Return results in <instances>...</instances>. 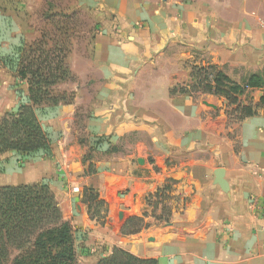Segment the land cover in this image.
Returning a JSON list of instances; mask_svg holds the SVG:
<instances>
[{
  "label": "crops",
  "instance_id": "0c3cea01",
  "mask_svg": "<svg viewBox=\"0 0 264 264\" xmlns=\"http://www.w3.org/2000/svg\"><path fill=\"white\" fill-rule=\"evenodd\" d=\"M49 6L82 14L94 30L88 57L70 62L76 81L56 86L74 93L72 105L39 118L74 235L96 242V259L116 246L158 264H264V110L238 122L218 97L171 92L188 90L193 66L262 71L264 0H0L2 52L38 38L33 20ZM90 148L95 173L85 175ZM217 168L226 192L214 184ZM168 180L185 204L167 223L148 216L146 228L122 234ZM84 188L105 201L104 226L89 219Z\"/></svg>",
  "mask_w": 264,
  "mask_h": 264
},
{
  "label": "trees",
  "instance_id": "16d2710c",
  "mask_svg": "<svg viewBox=\"0 0 264 264\" xmlns=\"http://www.w3.org/2000/svg\"><path fill=\"white\" fill-rule=\"evenodd\" d=\"M55 17L71 18L64 15ZM60 35L67 34L63 32ZM62 42V38L56 41L52 34L42 32L34 42L22 44L14 48L9 56L0 57V64L13 72L26 87L25 103L16 112L4 114L0 119V156L12 152L25 156L51 153L50 136L37 112L39 108L54 107L65 100L64 94L55 92L59 83L70 79L66 64L67 49ZM187 87L189 90L176 87L171 92L200 91L201 95L223 98L226 106L232 107L226 114L238 122L264 110V71L250 74L239 84L231 81L217 66H193ZM256 89L262 91L257 103H243L240 100L241 96ZM113 151L108 149L107 153ZM91 159L90 154L83 156L82 161L87 164L85 175L95 173ZM81 202L86 205L90 220L98 216L101 226L107 223V205L92 188L82 190ZM180 202L182 206L185 204L184 199L172 195V182L168 180L146 198L150 212L129 218L121 233L136 234L146 228L143 220L148 216L159 223H167L173 210L181 206ZM11 251L16 254L8 260ZM0 264H79L74 231L71 224L62 218L48 185L35 183L0 187ZM96 264L158 263L156 259L139 258L114 246Z\"/></svg>",
  "mask_w": 264,
  "mask_h": 264
},
{
  "label": "rangeland",
  "instance_id": "374dc122",
  "mask_svg": "<svg viewBox=\"0 0 264 264\" xmlns=\"http://www.w3.org/2000/svg\"><path fill=\"white\" fill-rule=\"evenodd\" d=\"M39 18L33 20L32 25L39 32L38 38L32 40L31 42L26 41L25 39L20 40V42L14 46H12L7 53L2 52V41H7V35L0 34V57L9 56L13 49L21 46L22 44H29L34 42L35 40L40 38V34L49 33L52 34L53 40H58L62 38L63 42L67 49L66 55V64L70 71V62L72 65L73 58L76 56H81V59L84 57H88V52L85 51L88 46L92 42L93 37V29L90 28V24L88 20L79 13H63V12H54L53 8L49 6L47 11L41 10L39 13ZM55 15H64L71 17L70 19H60L55 17ZM8 25L9 22L5 21ZM65 32L67 35H60V33ZM57 38V39H56ZM51 45V43H48ZM75 46L77 49L74 50ZM84 48V49H83ZM91 51V50H90ZM89 51V52H90ZM85 53V54H84ZM220 69V68H219ZM221 70V69H220ZM231 81L235 83H242L250 74L244 70L243 68L232 69V68H224L221 70ZM264 71V69L262 70ZM262 71L256 72L261 73ZM76 81V77L72 71H70V79L65 82L74 83ZM64 83V82H63ZM189 90V89H188ZM55 92L58 94H64V101L60 102L58 105H72L74 99L73 92H65L62 87L59 89L55 88ZM192 92V93H191ZM190 93L194 97L202 96L200 91H191ZM261 90L256 89L252 90L249 93L240 97V100L243 103L252 102L253 104L257 101L258 95H261ZM208 95V94H204ZM26 97V87L24 84L18 81L13 72L4 68L0 64V119L4 114L14 113L17 109L25 103ZM219 98V97H218ZM219 100L224 101L223 98H219ZM225 104V101H224ZM57 105V106H58ZM47 107L38 109V116L42 121L46 120L47 115ZM52 108V107H49ZM225 112H230L232 107H228L225 104ZM80 117L76 114V118ZM79 123V120L77 121ZM54 143H56L57 139H59V134L57 132H53ZM80 143H83L82 140H79ZM52 144V145H53ZM94 148H90L86 151L85 154H90L92 158ZM55 155L53 153V149L50 154L39 152L32 155H21L18 153H6L0 156V187L8 186V185H25V184H35V183H43L49 186L52 192H55V187L57 183L58 176L61 174L59 169H61V165L58 162H55ZM161 206L158 208V212L160 211ZM89 217V216H88ZM99 217L92 220L99 224ZM133 228L132 226L130 227ZM84 236L82 233L74 235V245L76 251V257L79 264H96L99 259H96L98 246L93 241L92 243H84ZM101 248L100 250H103ZM15 251H11V255L8 260L15 255Z\"/></svg>",
  "mask_w": 264,
  "mask_h": 264
},
{
  "label": "water",
  "instance_id": "95a60500",
  "mask_svg": "<svg viewBox=\"0 0 264 264\" xmlns=\"http://www.w3.org/2000/svg\"><path fill=\"white\" fill-rule=\"evenodd\" d=\"M223 176H224V170L222 168H217L214 171V177H215L214 184H217L223 192H226L227 184L224 181Z\"/></svg>",
  "mask_w": 264,
  "mask_h": 264
},
{
  "label": "built area",
  "instance_id": "2783aa9c",
  "mask_svg": "<svg viewBox=\"0 0 264 264\" xmlns=\"http://www.w3.org/2000/svg\"><path fill=\"white\" fill-rule=\"evenodd\" d=\"M75 191H77V190H75Z\"/></svg>",
  "mask_w": 264,
  "mask_h": 264
}]
</instances>
